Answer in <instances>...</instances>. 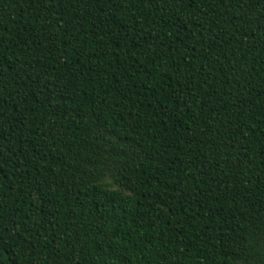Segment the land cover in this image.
Returning a JSON list of instances; mask_svg holds the SVG:
<instances>
[{
	"label": "trees",
	"instance_id": "16d2710c",
	"mask_svg": "<svg viewBox=\"0 0 264 264\" xmlns=\"http://www.w3.org/2000/svg\"><path fill=\"white\" fill-rule=\"evenodd\" d=\"M0 264H264V0H0Z\"/></svg>",
	"mask_w": 264,
	"mask_h": 264
}]
</instances>
